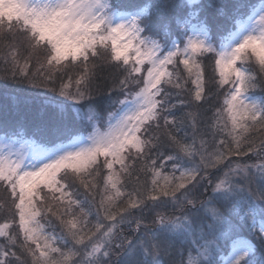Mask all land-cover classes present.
Returning <instances> with one entry per match:
<instances>
[{
	"label": "snow or ice",
	"instance_id": "obj_1",
	"mask_svg": "<svg viewBox=\"0 0 264 264\" xmlns=\"http://www.w3.org/2000/svg\"><path fill=\"white\" fill-rule=\"evenodd\" d=\"M194 5L183 21L186 40L177 43L171 39V25L150 22L153 8L163 16L165 9L175 7L163 0L131 12L119 10L114 0H0V40L15 41L23 34L28 50L21 60L19 48L8 47L4 59L13 69L11 78L82 106L92 125L86 137L52 149H16L14 140L0 137V186L9 192L18 217L0 223V264H163L154 257L168 255L174 242L188 245L181 264H219L216 257L229 249L223 264H264V163L233 160L264 158V96L248 94L257 85L264 90V0L250 7L246 0H237L231 12L224 0H210L207 7L230 24L218 44L209 37L207 17L191 25L204 8L199 0H188L189 7ZM39 53L44 61L38 60L36 72L30 74L31 60ZM205 58L213 61L218 77L212 83L221 89L228 86L211 124L227 139L213 135L209 144L198 138L195 116L189 113L194 129L189 143L167 130L176 121L164 115L169 112L166 88L185 90L191 83L189 103L198 107L206 99ZM104 62L121 77L106 93L107 101L100 102L91 84ZM73 66L81 69L76 78L68 76L57 86L55 74ZM117 90L123 98L113 99ZM98 104L119 105L108 114L104 130L97 123ZM162 124L174 149L166 156L158 147L160 137L151 132ZM159 157L163 162L158 164ZM137 161L138 172L150 176L144 183ZM168 161L173 162L171 172L164 170ZM210 174L217 176L211 199L197 208L193 190L208 182ZM68 176L92 194L94 202L93 190L102 184L94 224L89 225L88 213L69 189ZM133 176L136 183L129 191ZM45 191L63 206V215L46 204ZM169 204L182 215L157 212L155 228L145 227L135 238L122 234L126 224H135L139 233L138 215ZM201 210L204 222L198 221ZM47 213L59 220V235L48 233L41 223ZM14 223L19 238L10 231ZM245 225L251 239L242 235Z\"/></svg>",
	"mask_w": 264,
	"mask_h": 264
},
{
	"label": "trees",
	"instance_id": "obj_2",
	"mask_svg": "<svg viewBox=\"0 0 264 264\" xmlns=\"http://www.w3.org/2000/svg\"><path fill=\"white\" fill-rule=\"evenodd\" d=\"M119 5V10L121 11H134L145 4H154L155 0H114ZM224 2L229 6L227 8L228 12H231V6L237 2V0H224ZM249 7L258 2V0H246ZM164 4H172L175 7L165 9L163 16H159L155 12V8L152 9L153 15L151 18V23L153 25H158L160 23H167L171 25V39L183 41L185 30L184 20L189 18V13L194 10L197 5L193 7L188 6V0H163ZM200 4L204 5L203 10L200 12L199 18H192L191 25L198 24L200 21L207 17V22L210 27L209 37L214 44H218L223 37L227 34L226 29L230 27L229 21L224 17L216 16L214 10L207 5L210 0H200ZM149 22V21H145ZM23 34H17L15 41L0 40V79L2 76L4 78L10 76L12 72V67L10 63H5L4 57L8 51V47L15 44L19 48L21 53L25 56L27 55L26 42L23 41ZM24 39V38H23ZM44 57V55H43ZM44 60V59H43ZM205 79H206V99L199 103L196 107L189 103L190 96L187 89H191L193 86L189 83L185 90L176 88H166L168 93V104L169 112H165L164 115L169 116L170 119L176 121L175 125H169L168 131H171L173 135L177 136L178 139L186 140L191 142L193 137V126L192 118L189 117V113H193L196 119V135L199 138L203 136L209 144L213 143V135L216 139L225 138L226 136L222 132L216 131L211 128L213 122L214 112L221 108L223 105V99L228 89V86L224 88H218L216 84L212 83V80L218 79L214 77V63L212 60L205 58ZM182 70L183 66H179ZM253 68V65H249ZM70 68V67H69ZM70 72L75 73L78 67H71ZM254 70V68H253ZM41 71H43L41 69ZM81 69L79 70V72ZM68 75L65 77V79ZM76 75H73L75 79ZM121 77V72L114 66L102 63V66L97 69V75L91 84L94 97L97 101L106 102V93L111 90L117 81ZM18 79V78H17ZM2 80L0 83V136H7L8 138L28 140L30 142H35L40 146L44 147H55L56 145L68 141L74 136L80 135L91 128V123L85 119L86 109H82L80 105H72V102L62 101L65 107H60L61 98L48 97L49 94L46 93H32L29 90L31 87L25 86L24 82L20 80ZM63 78V80H65ZM62 80V81H63ZM59 82L56 81V85ZM131 90V89H130ZM257 93L264 96V90L258 85ZM113 99L119 97L123 98V94L118 90L112 92ZM113 104L111 107H105L104 104H98L97 111L100 113V119L97 121L99 126H103L105 118H108L110 112H114ZM77 109H82L80 114L77 115ZM60 129V131H57ZM151 132L153 135L160 137V143L158 145L159 150L164 154V156L174 152V149L169 146V141L165 135V129L162 124L160 129L152 128ZM199 144V139L197 140V145ZM152 155L156 156V149H153ZM234 161L247 162L249 164L264 163V161L255 160L254 155L248 157H233ZM158 164L163 162V157L157 159ZM172 161H168L165 165V172H171ZM141 162L137 161V174L140 175L141 183L146 180H150V176H145L144 173H139L138 168ZM211 179L215 180L217 176L215 174L209 175ZM99 183V182H98ZM135 177L128 181V190L131 191L135 186ZM3 187V186H2ZM254 188L255 185H252ZM4 188V187H3ZM102 184L97 189H94L95 202L93 200V195L87 193L84 188L80 185L74 186L73 194L76 199L81 202L80 207L88 213L87 219L89 225L96 222V208L99 202L100 196L103 194L101 192ZM204 183L197 186L192 193V198L196 201V206L200 207L201 202H208L204 200L203 196L205 193ZM211 199L210 196L208 200ZM11 202V201H10ZM9 202V204H10ZM49 205V204H48ZM57 206V205H56ZM12 207V205H11ZM171 204L165 207L168 209ZM4 206L2 202L0 203V218H3ZM13 208V207H12ZM57 214L63 215V206L58 208ZM79 208H73L74 213H79ZM178 216L182 215V211H178ZM157 209H148L141 216H137L135 219H140L141 231L139 235L144 234L145 227L155 228L156 225L153 223L154 216H156ZM169 216H172V211L167 210ZM14 215V212L12 213ZM198 221L204 222V216L201 213L197 214ZM14 217H16L14 215ZM40 220L44 221L46 228H53V231L57 235L60 234L62 226L56 216L51 213L44 214L40 217ZM135 224L124 225V229L127 231L134 227ZM17 228L13 225L12 229ZM132 229V228H131ZM149 236L151 233L148 234ZM242 235L251 239V235L248 231L247 225L242 228ZM0 243H2V238H0ZM188 245L186 243L174 242L168 255L157 256L154 259L160 260L163 264H181L182 259L186 256V249ZM256 258L259 259V252L256 253ZM219 262V259L217 260Z\"/></svg>",
	"mask_w": 264,
	"mask_h": 264
},
{
	"label": "rangeland",
	"instance_id": "obj_3",
	"mask_svg": "<svg viewBox=\"0 0 264 264\" xmlns=\"http://www.w3.org/2000/svg\"><path fill=\"white\" fill-rule=\"evenodd\" d=\"M200 1V0H199ZM192 34V32L191 31H188V35H191ZM23 41H24V39L23 38H21ZM183 40H186V37H184V39ZM177 43H180L181 41H178V40H175ZM20 54H21V60H23V57L25 56L23 53H21V51H20ZM44 59V57H43V53H39V54H37V56H34L33 58H32V60H31V67H30V69H29V72H30V74L31 73H35L36 72V70H37V67H38V60H39V62L40 63H43V60ZM71 68V67H70ZM70 68H68V69H64L63 71H61V72H58V73H56L55 74V80L57 81V82H59L58 84H57V86L60 84V82L63 80V78L65 79V77L68 75V76H71L72 78H73V75H77L78 73H79V70H80V68L78 67V70L77 71H75V73H73V72H70ZM253 68H254V66H253ZM43 70V69H42ZM255 70V69H254ZM5 76H2L1 77V79H0V83H1V81L2 80H7V79H10V80H13L10 76H8V77H6V78H4ZM76 78V77H75ZM18 80V82H20V79L18 78L17 79ZM25 84V86H30L27 82H24ZM31 87V86H30ZM257 87H258V85H257ZM257 87L254 89V90H252V91H250L248 94L250 95V96H253V97H256L257 99H259L260 97H262V95L260 94H258L257 92ZM30 92H32V93H41V92H43V93H46V94H49L50 96H48V97H56V98H61V97H59V96H57V95H55V93H53V92H50V91H47L46 89H44V88H33V87H31V89L29 90ZM61 101H62V98H61ZM67 102H71V101H67ZM115 105V104H114ZM115 107V109H114V112H116L117 110H118V108H119V105H115L114 106ZM106 121H107V118H105V121H104V123H103V126H99L100 128H101V130H104V128L106 127ZM92 131V126H91V128L89 129V130H87L86 132H84V133H82V134H80V135H77V136H79V137H86L90 132ZM77 136H74V137H77ZM0 137H5V136H0ZM73 137V138H74ZM73 138H70L68 141H65V142H62V143H60V144H68V143H70V141L73 139ZM10 140H14L15 141V144H14V147L16 148V149H20V148H24V147H27L28 145H36V146H39V147H41V148H45V149H52V147H44V146H40L39 144H37V143H35V142H30V141H28V140H22V139H14V138H9ZM3 141L2 140H0V143H2ZM60 144H58V145H60ZM57 146V145H56ZM55 146V147H56ZM54 148V147H53ZM254 157H255V160H260V161H264V158H261V157H258V156H255L254 155ZM216 180H217V178L215 179V180H213V179H211L210 178V176L208 177V182H205L204 183V186H205V193H204V196H203V198H204V200H207V201H210V199L208 200V197L210 196V198H211V196H212V188H213V185L216 183ZM65 181L69 184V189L70 190H72L73 188H74V186H77V185H80L78 182H73V180H72V177L71 176H68V177H65ZM97 182H99V178L97 179ZM73 191V190H72ZM101 192H102V188H101ZM44 196H45V202H46V204H49V205H51L52 207H53V211L54 212H58L59 210H58V208H60L61 207V205H59L57 202H54V201H52L51 199H49L48 197H49V195L50 194H48L46 191L44 192V193H42ZM100 199V198H99ZM11 201V199H10V194H9V192L7 191V189L6 188H3L2 186H0V203L2 202V204H3V206H4V208H3V210L5 209V211H4V213H3V218H0V223H3V222H6V221H15V220H18V217H14V215L12 214L13 212H14V209L11 207V205H12V201ZM9 202H10V204H9ZM57 205V206H56ZM197 208H198V206H197ZM167 210H170V211H172V216H169L168 215V213H167ZM178 211H182L180 208H178V207H176V206H174V205H171V207L170 208H168V209H165V207H163V208H160V209H157V212H161V213H163L164 215H166V216H168V217H174V216H178V214H179V212ZM155 217L156 216H154V219H155ZM86 219H87V217H86ZM88 220V219H87ZM41 223L42 224H44V221L43 220H41ZM14 226H16L17 227V224L16 223H14L13 224ZM45 226V225H44ZM132 228V229H131ZM128 231H127V229H124V227H123V232H122V234L124 235V236H127V237H129V238H135V236L136 235H138L139 233H140V231H141V228H140V231H139V233H137L136 232V225H134V227H131ZM45 230L48 232V233H51V234H56L55 233V231H53V228H46L45 227ZM14 235H17L18 236V238H19V233H18V227L17 228H15V230H13V229H11L10 230ZM57 235V234H56ZM230 253V249L228 250V252L227 253H222L221 255H219V256H217L216 257V259L218 260L219 259V264H223V260H224V258L226 257V255L227 254H229Z\"/></svg>",
	"mask_w": 264,
	"mask_h": 264
}]
</instances>
